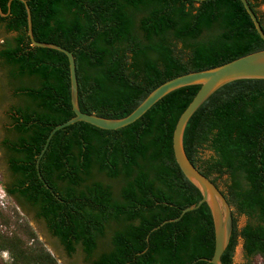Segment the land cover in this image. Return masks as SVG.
I'll use <instances>...</instances> for the list:
<instances>
[{
	"label": "trees",
	"instance_id": "16d2710c",
	"mask_svg": "<svg viewBox=\"0 0 264 264\" xmlns=\"http://www.w3.org/2000/svg\"><path fill=\"white\" fill-rule=\"evenodd\" d=\"M73 52L82 112L121 119L148 95L179 76L212 69L264 50L241 0H0L7 39L0 51L7 86L21 83L23 103L11 113L6 187L46 224L71 257L88 264H211L215 227L209 206L176 162L173 136L201 86L178 89L135 123L103 130L78 122L58 131L40 162L51 131L75 116ZM264 32V0H247ZM11 5L9 6V3ZM191 163L223 193L233 229L222 264L245 257L264 263V79L231 82L193 115L184 133ZM247 223L239 227L238 218ZM0 264H58L32 227L23 235L1 229Z\"/></svg>",
	"mask_w": 264,
	"mask_h": 264
},
{
	"label": "water",
	"instance_id": "95a60500",
	"mask_svg": "<svg viewBox=\"0 0 264 264\" xmlns=\"http://www.w3.org/2000/svg\"><path fill=\"white\" fill-rule=\"evenodd\" d=\"M241 1L247 13L251 17L257 32L264 41V32L255 13L249 6L247 0ZM24 3L28 12V34L32 45L35 47L50 48L61 51L66 54L69 59L71 74V102L73 111L75 113V116L72 119L56 126L47 138L44 148L37 160L39 178L42 179L40 173L41 159L47 151L52 138L58 131L78 122H84L103 130L122 129L138 121L155 104H157L161 99L170 93L184 87L196 85L201 86V89L193 101L189 104L178 120L173 136V148L175 159L180 169L186 178L201 192L203 198L198 203V205L186 208L182 212V215L174 221L180 220L181 217L187 212L196 210L201 207V205L206 203L211 210L215 227V251L213 258L209 262L211 264H222V256L229 245L232 235L233 209L217 186L209 178L203 175L189 160L184 147V133L193 115L220 88L237 80L264 79V50L251 53L212 69L188 73L169 80L152 91L148 97L127 117L121 119L105 118L81 111L79 106V86L76 72V63L73 52L63 48L60 45L36 41L33 34L31 10L27 2L24 1ZM10 5L11 2L9 3V6ZM2 15L6 16L7 14L2 13Z\"/></svg>",
	"mask_w": 264,
	"mask_h": 264
},
{
	"label": "rangeland",
	"instance_id": "374dc122",
	"mask_svg": "<svg viewBox=\"0 0 264 264\" xmlns=\"http://www.w3.org/2000/svg\"><path fill=\"white\" fill-rule=\"evenodd\" d=\"M3 93L1 94V96ZM3 108L1 107L0 101V136L3 134V127H4V115H3ZM8 128H10V124H8ZM7 165L3 155V152L0 148V210L9 218V224L6 226L4 225L1 229L5 232H16L20 233L23 237V230L27 229L29 226L34 229L36 232L39 240L42 242L44 247L49 250L54 257L57 259L58 264H88L85 261V256L83 251L79 248L74 256L68 255L65 248L61 245V243L56 239L53 238L46 227L44 221L36 222L32 217H28L19 205L9 197L5 192V182L7 181ZM246 217H239L238 223L239 227H243L247 223ZM25 238V237H24ZM0 258L4 259L5 261L10 260L9 252H2L0 253ZM245 257V252L243 249V241H240L239 246L236 249L235 255V264H249ZM252 264H264L262 259L255 258L251 260Z\"/></svg>",
	"mask_w": 264,
	"mask_h": 264
},
{
	"label": "flooded vegetation",
	"instance_id": "af4514ba",
	"mask_svg": "<svg viewBox=\"0 0 264 264\" xmlns=\"http://www.w3.org/2000/svg\"><path fill=\"white\" fill-rule=\"evenodd\" d=\"M16 36L15 33H8L6 30L5 24H0V51L3 50V46L6 43L7 39H12ZM3 59L0 58V101L1 107L3 108V115H4V127L2 131V135L0 136V148L3 152L6 165H7V181L5 182L6 187L12 186L14 179L11 176L8 160H9V146H7L6 142L16 140V134L10 131L8 128V124L12 123L11 120V113L14 108L22 106L23 103L20 99L16 96V89L20 87L21 83H15L12 85L7 86V79H6V69L3 68ZM3 95L1 96V94ZM12 199L19 205L22 211L28 216L32 217L36 222L42 221L40 218L37 217V212L34 211L25 201L19 198L18 195L12 197ZM47 227V226H46ZM48 230V228H47ZM49 234L55 238L52 233L48 230Z\"/></svg>",
	"mask_w": 264,
	"mask_h": 264
}]
</instances>
